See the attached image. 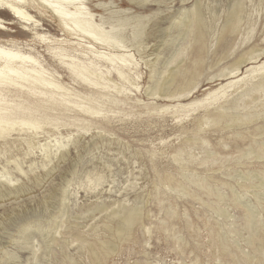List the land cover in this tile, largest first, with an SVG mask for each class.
<instances>
[{
  "label": "rangeland",
  "instance_id": "374dc122",
  "mask_svg": "<svg viewBox=\"0 0 264 264\" xmlns=\"http://www.w3.org/2000/svg\"><path fill=\"white\" fill-rule=\"evenodd\" d=\"M81 1L117 49L1 15L58 88L0 96L38 125L0 138V264H264V54L220 77L264 52V0Z\"/></svg>",
  "mask_w": 264,
  "mask_h": 264
},
{
  "label": "bare ground",
  "instance_id": "6f19581e",
  "mask_svg": "<svg viewBox=\"0 0 264 264\" xmlns=\"http://www.w3.org/2000/svg\"><path fill=\"white\" fill-rule=\"evenodd\" d=\"M32 10H37L38 12L39 10L51 11L52 14L58 19L61 29H63L70 36L76 35V36L84 37L92 41L94 45L97 44L99 46H106V48H115V49L118 48L119 44L117 42V38L112 37L111 35L108 36V33L104 32L100 27V25L95 24V22L92 21V15H91L92 13L90 14V12L86 10V7L84 6L83 1L81 0H0V35H6L5 32L7 31V28L4 27V22L1 19V15L6 13L11 17V19L24 26V29H22V31L18 33L20 36H25L27 32L31 30L34 32V35H36V38L32 40L33 44L37 45L39 44V41L49 43L44 36L37 35L40 24L36 20H34V17L29 13ZM241 12L238 4H232V6L228 8L227 21L233 24L240 21L239 19L241 17ZM195 14L196 12L194 11V9L189 12H186L184 17L185 23L191 24V22H194L192 20L193 18L192 16H194ZM195 24L198 25V23ZM9 47H10L9 44L7 45L2 43V45H0V96H2L4 91L6 92L7 90H14V89L18 90V92H22L23 90L26 91L27 88H30L31 90L34 91L41 89V90H45L46 92L52 93L54 89L58 88L51 81H47L43 79L42 75L45 72L43 70H39V67H37V65L35 64V62L32 60L31 57L22 55L19 52H15ZM263 54L264 52H261L256 56L246 57L247 55H245L246 58L245 57L240 58V60H238L234 64L233 70H231L227 74H222L220 76L221 78H224L222 80H229V82L225 85L224 88H230L236 85L237 83L243 81L244 78H241L240 80H236V81H230V79L235 78L232 76L237 75L240 72V69L243 68L242 66L254 64ZM98 55L100 56L102 55V53ZM112 58L114 57L110 56L108 58L109 59L108 61H112ZM70 61L73 62V60ZM247 62L250 63L246 65ZM122 65L126 66V63L123 60L121 67ZM67 67L72 72H74V68H72V66H67ZM249 71L252 73L261 74V72L264 71V63L262 62V64L256 67V69L251 68ZM118 73L120 76H122L121 72ZM263 81H264V76H263ZM97 84L95 85L97 86ZM160 84L163 85H160L159 89L160 90L162 88L164 89L166 82H162ZM2 101L3 99L0 98V106ZM18 110L19 109H17L16 112H18ZM0 111H3V113H0V138H2L5 135L6 136L9 135L11 131L12 132L15 131L16 127L19 128L24 127L27 129L38 128L37 123H33L34 120L33 121L29 120L30 117H28V119L24 118L25 114L24 117L22 116L23 118L14 119V117L12 116L13 119H10L6 115L8 113L6 109L0 108ZM12 114L14 115V113ZM217 118L219 119V117ZM230 119L236 123L239 120V118L234 116L230 117ZM125 218H127L130 221L128 217L125 216ZM127 219L123 221H127ZM125 224H127V222Z\"/></svg>",
  "mask_w": 264,
  "mask_h": 264
}]
</instances>
